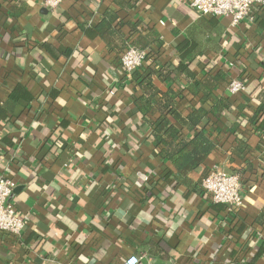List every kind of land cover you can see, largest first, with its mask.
Here are the masks:
<instances>
[{
    "label": "crops",
    "instance_id": "obj_1",
    "mask_svg": "<svg viewBox=\"0 0 264 264\" xmlns=\"http://www.w3.org/2000/svg\"><path fill=\"white\" fill-rule=\"evenodd\" d=\"M108 13L122 37L133 28L158 33L159 66L179 65L190 27L215 19L221 48L200 54L193 69H246L245 96L264 86V7L255 22L232 27L229 18L197 16L184 0H64L55 10L43 0H0V176L16 182L10 202L28 218L21 237L0 235V264H122L131 255L142 264H264V132L240 129L242 157L223 148L222 133L192 183L177 185L132 114L142 92L125 76L123 53L96 30ZM227 86L216 94L242 104ZM177 102L183 116L195 106L191 94ZM226 117L243 120L238 109ZM216 165L242 178L241 208L202 191Z\"/></svg>",
    "mask_w": 264,
    "mask_h": 264
},
{
    "label": "trees",
    "instance_id": "obj_2",
    "mask_svg": "<svg viewBox=\"0 0 264 264\" xmlns=\"http://www.w3.org/2000/svg\"><path fill=\"white\" fill-rule=\"evenodd\" d=\"M107 15L111 19L102 21L96 30L111 48L119 55L128 46L148 52L144 67L132 74V83L142 95L134 99L131 110L133 115L141 116L149 127L148 139L159 150L160 157L174 167L176 184L189 186L192 183L190 176L204 167L207 158L217 148L216 139L222 133L228 134L223 148L231 150L233 156L242 157L248 147L247 138L240 129L250 126L255 132H264V86L259 83L250 96H245L246 91L242 93L243 103L237 105L229 97L218 96L216 91L228 85L232 79H241L246 69L234 65L232 68H205L200 70L199 75L192 67L200 54L221 48L220 23L215 19L198 20L188 30L186 41L177 45L181 63L174 65L166 61L159 66L157 62L162 47L155 30L138 31L133 28L130 37H122L112 27L118 19L117 15ZM180 80L186 82L185 88L177 85ZM19 90L21 87H16L11 95L9 108L16 106L20 98L17 94ZM187 94L194 97L195 106L187 116H183L177 110V101L184 100ZM252 102L255 107L251 105ZM234 109L240 111L243 120L241 123L229 124L226 113ZM154 112H157L158 117H152ZM185 128L190 132L186 133ZM260 160L264 178V149Z\"/></svg>",
    "mask_w": 264,
    "mask_h": 264
},
{
    "label": "built area",
    "instance_id": "obj_3",
    "mask_svg": "<svg viewBox=\"0 0 264 264\" xmlns=\"http://www.w3.org/2000/svg\"><path fill=\"white\" fill-rule=\"evenodd\" d=\"M64 0H43L47 9L55 10ZM199 17H223L231 20V26H240L245 21L255 22V14L264 7V0H184ZM148 52L128 46L120 57V64L128 79L144 67ZM247 90L246 82L232 79L227 86L231 97H238ZM16 182L0 176V235L3 233L21 237L28 225L27 216L21 215L10 202ZM201 189L208 194L215 204H222L230 211L241 208L244 203L243 180L237 173L228 172L216 165L202 179ZM122 264H142L139 256L131 255Z\"/></svg>",
    "mask_w": 264,
    "mask_h": 264
}]
</instances>
